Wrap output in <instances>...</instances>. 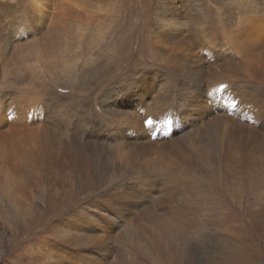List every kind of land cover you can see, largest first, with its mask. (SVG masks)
<instances>
[{
    "label": "rangeland",
    "instance_id": "rangeland-1",
    "mask_svg": "<svg viewBox=\"0 0 264 264\" xmlns=\"http://www.w3.org/2000/svg\"><path fill=\"white\" fill-rule=\"evenodd\" d=\"M15 1L8 0L13 6L0 11V55L14 43L24 21L36 20L27 4ZM169 1L54 0L49 12L43 10L47 21L56 12L62 15L58 23L64 27L66 63L33 91L15 61L14 73L5 74L0 59V101L8 102L12 95L20 101L29 99L27 105L34 103L42 111L33 113L35 117L40 114L43 123L52 121L46 132L50 140L67 135L60 148L69 149L70 138L73 149L83 154L51 156L34 169L20 166L25 180L20 187L23 193L16 194L23 204L19 220L5 199L4 176L0 264H75L60 254L46 231L75 207L98 215L110 207V217L115 219L106 241L97 250L87 251L89 264L97 260L132 264L134 251L146 264H264V129L250 132V145L243 133L233 136L239 122V128L243 130L244 124L247 132V125H255L256 118H243L242 111L234 112L237 100H226L225 84L233 79L237 57L226 48L230 43L224 35L225 31L234 41L239 34L257 29L255 19L264 18V0H177L175 11L182 16L177 22L168 15ZM71 8L75 14L67 12ZM7 50L12 54V49ZM125 50L130 51L126 54L130 62L122 69L114 67ZM188 52L198 56L189 58ZM202 72L205 80L200 79ZM220 84L224 85L217 92L229 111L218 127L215 120L220 110L213 111L206 102L209 90ZM240 87L245 96H253L247 99L259 102L264 113V87L252 82ZM33 92L36 97L31 99ZM198 103L204 108L198 110ZM145 118L152 119L155 136L165 138L158 140L163 147L157 153L139 150L116 158L112 150L129 135L133 124L142 129ZM119 132V140H111ZM82 140L86 146L80 145ZM149 140L132 137L130 151ZM54 148L52 144L50 149ZM178 158L184 168L175 170L170 162ZM157 186L162 192L149 189ZM161 211L172 212L173 220H179L173 248L163 247L148 225L169 221L166 213L165 219L161 217ZM130 227L137 231L136 242L125 235ZM85 232L81 234L92 237ZM120 239L133 247L127 249ZM154 241L155 256L147 249ZM37 243L53 251L42 255L36 251Z\"/></svg>",
    "mask_w": 264,
    "mask_h": 264
},
{
    "label": "bare ground",
    "instance_id": "bare-ground-1",
    "mask_svg": "<svg viewBox=\"0 0 264 264\" xmlns=\"http://www.w3.org/2000/svg\"><path fill=\"white\" fill-rule=\"evenodd\" d=\"M7 1L8 0H2V2H0V11L9 10L10 7L13 6L7 3ZM53 1L54 0L15 1L16 4H19L20 6L23 4H27L30 7L32 13L35 14L36 20L35 21L29 20L27 22L24 21L21 24L22 27L16 30L14 36V43L12 45H7L5 48H3L2 54L0 55V59H2L3 62L1 63L2 71L5 74L6 73L12 74V72L14 73L12 64H14L15 61L17 71L20 70L27 77V79H24V81L28 80L27 85L30 87L31 91L37 89L38 83L46 80L49 77L52 78L51 75L57 72L58 70L62 69L66 63V61L64 60L63 53L66 50L67 42L64 37L65 35L62 36L61 34L64 27L60 24L61 21H59L62 19V15L57 12L54 15L50 13L52 16H50V21H47L48 15L43 10V9L45 10L47 9L49 12V9H52ZM15 2L13 3L10 2V3L15 4ZM176 2L177 0H170L167 7L168 15L171 18V20H173L174 22H177L178 19L182 17L180 15V12L175 11ZM62 10L64 11V9ZM67 12H70L71 14H75L73 8H71V10L69 11L67 10ZM78 13H76V15ZM81 14L82 13H80V15ZM255 20L257 22V29L251 30L245 34L244 33L239 34L234 41H231L229 39V36H227V33L224 31L225 38L228 39L230 43L228 44L229 47H227L225 44L224 45L226 46V48L231 49L232 57H237L236 59H234L233 62L237 66L236 70L234 71L233 79L232 81L225 84L226 85L225 93L226 96H228L226 100L227 101L237 100L236 101L237 107L236 110H234V112L242 111L241 113H243V118H248L250 119V121L251 120L253 121V119L256 118L255 125H250L251 123L247 125V132L244 131V129L246 128L244 124H243V130L239 128L241 126L240 122L238 123L240 125L239 127L235 128L233 125V127L235 128L233 130V136L236 137L241 133H243L245 142L248 143V145H250L251 143V138L249 137L250 132L252 130L255 131L256 128L264 129V113H261L260 111L259 102L255 99H247L253 96H249V97L245 96L243 94V89L240 87L241 84H245L249 82H252L254 84H259L260 86L264 87V18L257 17ZM58 21L60 23H58ZM173 29L177 31V27H173ZM159 35L160 33H156V36ZM127 46L130 47V43L127 42L126 44V48L128 50ZM7 48L12 49V54L8 53ZM127 50H125V53L121 59L114 61V67H118L119 69H122V67L126 63L130 62L128 57L126 56V54L129 53L130 51L127 52ZM187 56L189 58H196L198 55L197 53L194 52H188ZM102 76H106V69H102ZM200 79L201 80L206 79L205 72L200 73ZM223 85L224 84H220L209 90L207 97L208 102H206L207 100L205 101L208 104L209 108L212 107L213 111L220 110L218 111L220 115L217 116L216 118L217 121L215 120V122H217L218 127L220 125L221 120L225 119L228 116V114L226 115V112L229 111L227 107L221 104L220 97L218 95L219 93L217 92V89H219ZM243 87L246 88L248 86L243 85ZM35 93L33 92L32 95L30 93L31 99L36 97L35 96L36 94L38 95V93L36 94ZM234 94L238 98H235ZM17 98H18L17 96L12 95L9 98L8 102H6L5 99L2 102L0 101V194H2L3 192V191L1 192V188L5 183L3 179L5 176L8 183L7 198L5 199L8 202L12 203V207L17 214L16 219L19 220L22 214L23 204L19 203V200H21L22 197L17 196L16 194L17 192L23 193V190H20V187L24 185L23 181L25 180L24 176L20 174L21 173L20 166L22 165L25 169H27L28 167L34 169L37 162L39 161L47 162L48 158H50L51 156H63L65 154H68L70 156L80 157L83 156V154L79 151L76 152L73 149L74 145L72 146V143H70L69 136H68L69 139L67 141V145L69 149L67 150H63L62 148H60L64 136L60 140L57 139L55 142L50 140V136L47 135L46 132L48 129V125L52 124V121H46L43 123V118L40 114H36L37 117H35L34 116L35 114H33V113H42L41 110L35 108L34 103H32L31 105H27L29 99L20 101ZM196 108L198 110H201L204 108V104L198 103ZM145 116L148 115H144V117ZM149 121L152 122V119L145 118L143 120L142 129H140V127L135 124H133L131 127L127 126L129 127L127 130L129 135L124 137V139L117 144V146L112 150L111 153H113L116 158H123L126 156V154L128 155L135 154L139 150L141 154H146V151L150 152L151 149H155V153H157L158 150H160L163 147V144H159L158 140L164 137H162L161 135L160 136L158 135L159 137L155 136L153 132L154 130L150 126ZM214 124L215 123H213V125ZM217 126L215 127L217 128ZM135 132L137 133L134 135ZM162 134L165 137L168 135L166 129L165 131H163ZM119 135L120 132L115 137L111 138V140L114 141L119 140ZM134 136H136L137 138L143 137V139L146 140L149 137L150 140L145 144H141L134 151L132 150L130 151L129 140ZM52 144L55 145L54 149H50V146ZM80 145L86 146V142L82 140ZM127 150L128 153H126ZM179 161L180 159L178 158L177 161L170 162L171 166L175 170H180L184 168L178 165ZM156 181H158L159 183L161 182L160 180H156ZM157 188L158 186L156 188H149V189H151L152 191L156 189L155 190L156 193L162 192L161 189H157ZM4 196L5 195H3V197ZM1 197L2 195L0 196V200ZM122 197L123 196H119L118 199L123 200ZM157 209L158 208H156V210ZM153 212L155 213L154 210ZM110 213H112L110 207H107L105 209L104 215H98L96 213L88 214L85 211H83V209L75 207L65 212L66 215H64L63 217L60 216L58 217V219H55L54 221H56L55 222L56 224L50 223V225L47 226L46 231L48 233V236L54 238V240L57 242L58 244L57 250L60 252L61 255H64L66 258L68 257V259L72 260L75 264H89V256H87L88 255L87 251H89L90 249L97 250L108 238L107 236L108 233L111 231L112 226H115V219L110 217ZM165 213L166 212L164 211V213L163 212L161 213L162 216L158 215L159 218L160 216L163 217ZM171 213L172 212L166 213L167 215L165 214L166 217L169 218V221L165 222L163 225H161L160 223H159L160 225L159 224L157 225L156 223H152V222L148 223V225L151 227V232L156 234L158 238L160 237V243L163 245V247H168V248H173L174 246H176L177 234H178L177 230L180 226L179 220L178 219L173 220ZM164 217L163 219H165ZM174 217L177 218L176 214ZM163 219L161 218L160 221H162ZM132 221L133 219L131 220L130 223H132ZM118 224H121V222H118L117 225ZM141 230L142 229H140L139 231ZM83 232L91 233L92 237L81 234ZM136 232H137L136 230H132V228L130 227V229L125 232V235L129 236L136 242V238H135ZM139 234L140 232L138 233V235ZM170 234H171V238L168 237ZM121 237L124 238L123 236ZM123 240H124L123 243L127 249H131L133 247V246L132 247L129 246L131 242L128 243L129 244L128 245L125 242V239H120V241ZM37 244L38 247L36 251L42 255H45L46 251L52 250L48 247L40 248L39 246H41L42 244L41 243H37ZM107 246H109V243ZM147 249H149L150 255L155 256L158 254L157 245L155 241H154V245L151 246L148 245ZM132 254L136 261V262H132L134 260L132 259L131 261L132 264L148 263L147 261H141L137 258V257H142L139 256L141 254H138L135 251ZM95 264H101L100 260H97Z\"/></svg>",
    "mask_w": 264,
    "mask_h": 264
},
{
    "label": "snow or ice",
    "instance_id": "snow-or-ice-1",
    "mask_svg": "<svg viewBox=\"0 0 264 264\" xmlns=\"http://www.w3.org/2000/svg\"><path fill=\"white\" fill-rule=\"evenodd\" d=\"M149 123H151V121H149Z\"/></svg>",
    "mask_w": 264,
    "mask_h": 264
}]
</instances>
